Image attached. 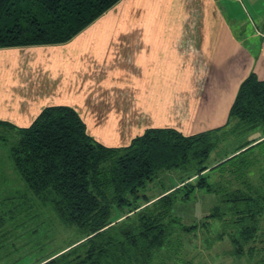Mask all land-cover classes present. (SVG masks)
I'll return each instance as SVG.
<instances>
[{
    "label": "trees",
    "instance_id": "trees-1",
    "mask_svg": "<svg viewBox=\"0 0 264 264\" xmlns=\"http://www.w3.org/2000/svg\"><path fill=\"white\" fill-rule=\"evenodd\" d=\"M120 1L0 0V48L70 42ZM2 127L17 139L11 160L26 186L52 205L63 224L78 227L83 235L36 264H177V260L192 264L185 245L190 246L200 227L208 228L212 218L221 219L225 213L215 210L203 223L186 225L173 209L197 189L219 193L220 186L206 177L211 168L206 163L220 143L256 129L264 135V81L250 75L240 86L228 123L192 136L153 128L126 147L109 148L91 137L79 113L67 106L44 109L27 128L0 122ZM263 145L264 138L240 144L210 169L239 159L231 172L232 190L224 200L231 204L227 211L232 218L217 236L222 241L227 229L233 230L231 254L238 258L254 254L258 244H264L259 159ZM167 172H178L181 185L157 198L140 195ZM249 173L252 177H246ZM124 206L130 207L128 212L112 220L113 209Z\"/></svg>",
    "mask_w": 264,
    "mask_h": 264
},
{
    "label": "crops",
    "instance_id": "crops-1",
    "mask_svg": "<svg viewBox=\"0 0 264 264\" xmlns=\"http://www.w3.org/2000/svg\"><path fill=\"white\" fill-rule=\"evenodd\" d=\"M252 74L264 81V0H121L70 42L0 48V122L67 106L109 148L153 128L192 136L228 123Z\"/></svg>",
    "mask_w": 264,
    "mask_h": 264
},
{
    "label": "rangeland",
    "instance_id": "rangeland-1",
    "mask_svg": "<svg viewBox=\"0 0 264 264\" xmlns=\"http://www.w3.org/2000/svg\"><path fill=\"white\" fill-rule=\"evenodd\" d=\"M228 12L229 16L228 13L226 16L236 31L241 30L239 25L242 22L245 23V27H252V19L247 15L238 12V23H234L232 18L235 17L231 15L229 9ZM261 135H263L261 129H256L247 135L232 137L233 139L220 143L210 154L207 166L215 167L226 153ZM16 140L14 132L11 133L9 128L0 129V264H36L41 259L81 240L83 235L78 227L63 224L52 205L43 202L21 179L11 160L10 151ZM260 151L262 154L259 159L263 169L260 174L264 177V145ZM244 157L248 158L247 155ZM238 165L239 159L215 170L210 168L206 177L213 186H220L219 193L197 189L188 201L178 200L173 209V214L186 225L203 223L206 221L205 216L215 210L225 213L221 219L212 218L208 228L200 227L193 240L188 239L191 242L190 246L186 244L184 250L188 252L189 259L194 258L192 264H264V244L260 247L258 244L256 248L258 251L254 254L238 258L231 254L233 250L229 235L233 231L231 228L227 229L228 235L224 240H217L218 234L224 231V224L230 222L232 218L227 211L231 204L224 200L228 198L227 193L232 190L229 183L231 172ZM251 173L246 177H252ZM179 176L178 172L161 173L159 178L149 183L146 191L140 195L146 194L150 198H157L169 187L181 185ZM184 192H187V189H184ZM129 208L115 207L111 215L112 220L124 215ZM172 258L174 260V256ZM159 262L160 259L155 261ZM181 263L185 264L177 260V264Z\"/></svg>",
    "mask_w": 264,
    "mask_h": 264
}]
</instances>
